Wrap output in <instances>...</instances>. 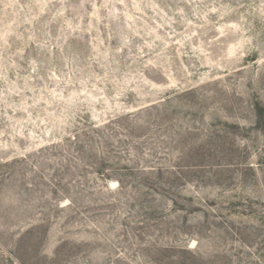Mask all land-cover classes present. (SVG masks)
I'll return each mask as SVG.
<instances>
[{
  "label": "rangeland",
  "instance_id": "rangeland-1",
  "mask_svg": "<svg viewBox=\"0 0 264 264\" xmlns=\"http://www.w3.org/2000/svg\"><path fill=\"white\" fill-rule=\"evenodd\" d=\"M0 264H264V0H0Z\"/></svg>",
  "mask_w": 264,
  "mask_h": 264
}]
</instances>
